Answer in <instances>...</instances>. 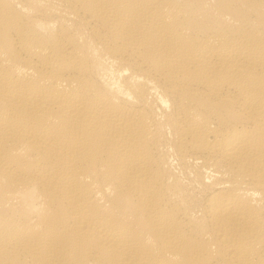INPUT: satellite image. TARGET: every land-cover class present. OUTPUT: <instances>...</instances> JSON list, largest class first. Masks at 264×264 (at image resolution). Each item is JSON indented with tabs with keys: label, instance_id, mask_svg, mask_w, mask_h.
<instances>
[{
	"label": "bare ground",
	"instance_id": "obj_1",
	"mask_svg": "<svg viewBox=\"0 0 264 264\" xmlns=\"http://www.w3.org/2000/svg\"><path fill=\"white\" fill-rule=\"evenodd\" d=\"M0 264H264V0H0Z\"/></svg>",
	"mask_w": 264,
	"mask_h": 264
}]
</instances>
